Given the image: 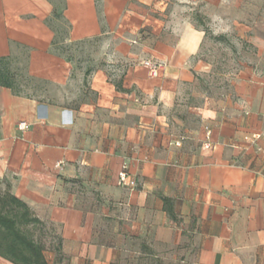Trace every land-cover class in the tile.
Instances as JSON below:
<instances>
[{"label":"crops","instance_id":"obj_1","mask_svg":"<svg viewBox=\"0 0 264 264\" xmlns=\"http://www.w3.org/2000/svg\"><path fill=\"white\" fill-rule=\"evenodd\" d=\"M239 4L65 0V42L103 37L80 61L53 48L49 0H0V57L27 49V75L57 87L0 86V196L50 228L47 264H264V70L209 91L192 20L231 24Z\"/></svg>","mask_w":264,"mask_h":264},{"label":"rangeland","instance_id":"obj_2","mask_svg":"<svg viewBox=\"0 0 264 264\" xmlns=\"http://www.w3.org/2000/svg\"><path fill=\"white\" fill-rule=\"evenodd\" d=\"M60 13V17L52 19L49 24L57 33V49L65 57L76 58L83 61L91 50L105 49L103 37L95 38L81 43L65 42L69 28L62 12L65 0H49ZM239 10L233 14V23L224 25L218 18L213 20L199 8L193 14V21L199 28L206 30L205 41L202 46V56L211 62L215 73L204 78L207 89L213 93L224 92L231 81L235 78V72L246 64L257 71L264 70V0H239ZM236 4V3H235ZM225 12L226 18L230 10ZM102 11H99V19H103ZM234 13V12H233ZM199 16L203 23L200 24ZM229 16V17H227ZM27 49L15 47L10 58V68L16 74L18 84L25 92L40 96L47 89L56 91L57 87L36 79L27 78ZM22 229L35 240L41 237L52 236L49 227L39 225H22ZM44 233V235H41Z\"/></svg>","mask_w":264,"mask_h":264},{"label":"trees","instance_id":"obj_3","mask_svg":"<svg viewBox=\"0 0 264 264\" xmlns=\"http://www.w3.org/2000/svg\"><path fill=\"white\" fill-rule=\"evenodd\" d=\"M60 17V13L53 6L52 19ZM200 24L203 23L199 16ZM199 27L198 24H195ZM206 36V30L202 29ZM54 31V29H53ZM57 33L54 31L52 40L53 48H57ZM28 79H34L27 75ZM0 86L10 88L15 93L23 92L22 87L18 84L16 74L10 68V57H0ZM38 218L31 215L27 205L15 197L4 193L0 196V256L14 264H47L43 254L42 244L28 235L22 225L40 224Z\"/></svg>","mask_w":264,"mask_h":264},{"label":"built area","instance_id":"obj_4","mask_svg":"<svg viewBox=\"0 0 264 264\" xmlns=\"http://www.w3.org/2000/svg\"><path fill=\"white\" fill-rule=\"evenodd\" d=\"M143 66H145L151 76H156L158 74L159 69L163 65L161 61L154 60L151 58L142 60ZM25 127L24 123L19 124V128L23 129ZM206 147H208V143L205 144ZM128 175L125 170H122L119 172V180L121 183H125Z\"/></svg>","mask_w":264,"mask_h":264}]
</instances>
